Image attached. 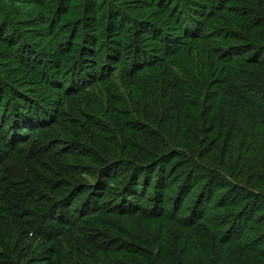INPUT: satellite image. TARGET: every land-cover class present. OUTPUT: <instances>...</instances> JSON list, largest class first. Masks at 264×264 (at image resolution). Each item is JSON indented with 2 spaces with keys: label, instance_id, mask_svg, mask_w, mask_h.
Returning <instances> with one entry per match:
<instances>
[{
  "label": "trees",
  "instance_id": "obj_1",
  "mask_svg": "<svg viewBox=\"0 0 264 264\" xmlns=\"http://www.w3.org/2000/svg\"><path fill=\"white\" fill-rule=\"evenodd\" d=\"M27 3L0 264H264V0Z\"/></svg>",
  "mask_w": 264,
  "mask_h": 264
},
{
  "label": "rangeland",
  "instance_id": "obj_2",
  "mask_svg": "<svg viewBox=\"0 0 264 264\" xmlns=\"http://www.w3.org/2000/svg\"><path fill=\"white\" fill-rule=\"evenodd\" d=\"M29 0H0V27L1 29L6 27V32L7 34L10 33V31L17 32V30H20V32L23 30L21 26L23 25H28L26 28L27 33L26 35L32 36L31 37V42H33V35L32 33L35 32V30L38 27H33L34 21L30 23H25L23 18H21L20 23L16 22L14 20V15L13 13L23 11L22 7H26L28 5ZM17 6L18 8H15ZM21 6V7H20ZM16 22V23H13ZM25 33H21L23 36H25ZM3 34V32H0V36ZM10 39H7L6 43H9Z\"/></svg>",
  "mask_w": 264,
  "mask_h": 264
}]
</instances>
